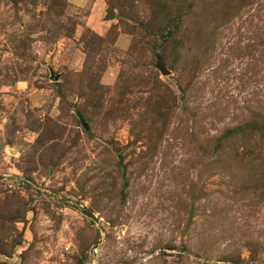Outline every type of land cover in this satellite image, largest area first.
Listing matches in <instances>:
<instances>
[{"label":"rangeland","instance_id":"rangeland-1","mask_svg":"<svg viewBox=\"0 0 264 264\" xmlns=\"http://www.w3.org/2000/svg\"><path fill=\"white\" fill-rule=\"evenodd\" d=\"M79 259L264 264V0H0V264Z\"/></svg>","mask_w":264,"mask_h":264},{"label":"water","instance_id":"water-1","mask_svg":"<svg viewBox=\"0 0 264 264\" xmlns=\"http://www.w3.org/2000/svg\"><path fill=\"white\" fill-rule=\"evenodd\" d=\"M112 17H113V14L110 12L109 9H107V10H106V16H105V18H106V19H110V18H112ZM157 67H158L159 71H161L162 74H164V75L168 74V70H166V69L162 66V64H159ZM81 124H82L83 128H84L85 130H87L88 127H87L86 123H85L83 120L81 121Z\"/></svg>","mask_w":264,"mask_h":264},{"label":"trees","instance_id":"trees-1","mask_svg":"<svg viewBox=\"0 0 264 264\" xmlns=\"http://www.w3.org/2000/svg\"><path fill=\"white\" fill-rule=\"evenodd\" d=\"M82 263V260L81 259H79L77 262H76V264H81Z\"/></svg>","mask_w":264,"mask_h":264}]
</instances>
